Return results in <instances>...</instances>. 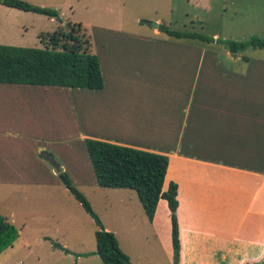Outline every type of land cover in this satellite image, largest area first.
<instances>
[{"label":"crops","instance_id":"1","mask_svg":"<svg viewBox=\"0 0 264 264\" xmlns=\"http://www.w3.org/2000/svg\"><path fill=\"white\" fill-rule=\"evenodd\" d=\"M148 35L146 42L154 45L157 31ZM151 49L138 48L137 54ZM171 49L203 54L198 62L181 64L188 69L182 78L165 77L167 94L153 92V84L149 90L138 84L143 93H127L118 85L121 79L108 86L102 65V90L0 84V191L53 187L69 192L52 163L72 182L75 176H89L98 185L88 151V158L83 151L87 139L166 155L164 189L171 182L178 185L180 239L198 241L193 242L196 260L263 263L264 60L243 62L228 51L209 52L189 43ZM207 52L225 61L218 57L207 63ZM142 62L133 65L135 74L145 66L151 70V63ZM117 65L122 70V63ZM224 190L244 206L231 208ZM167 204L159 201L152 222H162L171 234Z\"/></svg>","mask_w":264,"mask_h":264},{"label":"rangeland","instance_id":"2","mask_svg":"<svg viewBox=\"0 0 264 264\" xmlns=\"http://www.w3.org/2000/svg\"><path fill=\"white\" fill-rule=\"evenodd\" d=\"M21 1L58 11L62 24L45 15L0 4V46L43 49L40 34H53L61 25L82 24L91 38L92 52L101 60L108 86L115 79H121L118 85L132 94L144 92L138 84L147 90L149 84H153V92L167 94L163 88L165 77L168 80L182 78L188 69L181 64L198 62L203 54L200 51H177L171 47H186L189 43L197 47L204 45L209 52L225 50L216 43L206 45L200 41L170 37L159 30L160 26L182 33L218 35V38L236 42L254 36L264 39V0ZM150 23H158L159 27L154 28ZM154 31L158 33L152 36L156 41L149 45L146 42L150 37L148 34ZM112 48L120 51L109 52ZM138 48L152 49L144 55L137 54ZM209 52L206 54L207 63L218 61V57L225 61L224 56ZM243 55L249 61H263L264 49H248L235 60H240ZM117 62L122 63V70ZM136 62L151 63L152 68L145 66L140 74H135L132 67ZM239 63L243 67L244 63ZM145 80L148 81L143 84ZM83 151L87 155L86 148ZM75 177L74 184L90 201L104 228L116 235L130 264H174L176 257L179 258L178 264H211L196 260L194 252L198 246L195 247L193 242L199 243L191 238L180 239L181 251L176 255L172 232L168 233L162 222L154 224L148 219L136 191L104 189L94 184L89 176ZM10 192L0 191V214L18 229L20 237L12 249L0 255V264H103L97 255L82 256L96 251L98 227L70 192L56 191L53 187L26 189L20 194ZM228 193L224 190L222 195L231 208L244 206L243 201L236 203L237 199L229 197ZM236 219L235 215L233 220ZM233 220L228 221H232L229 227H234L236 222ZM209 225L205 224L204 228ZM58 246L72 254L60 251ZM183 250L189 253L185 255Z\"/></svg>","mask_w":264,"mask_h":264},{"label":"trees","instance_id":"3","mask_svg":"<svg viewBox=\"0 0 264 264\" xmlns=\"http://www.w3.org/2000/svg\"><path fill=\"white\" fill-rule=\"evenodd\" d=\"M0 4L24 12L45 15L62 24L60 14L56 10L37 7L21 0H0ZM159 30L176 39H189L205 44L216 43L237 56L248 49H264V39L256 36L236 42L198 33L177 32L165 26H160ZM39 39L43 49L0 46V84L88 90L104 88L99 57L92 52L91 38L83 30L82 24L61 25L53 34H40ZM241 61L248 62L249 58L243 55ZM86 147L98 186L104 189L136 191L151 222L159 201H167L171 212L173 246L176 255H179L181 240L177 216L178 185L171 182L168 188L164 189L169 157L95 139H87ZM59 176L65 188L94 219L98 227L96 251L82 256L97 255L103 264H130V259L120 248L116 235L104 228L86 196L67 173L63 172ZM19 237L18 229L0 214V255L13 248Z\"/></svg>","mask_w":264,"mask_h":264},{"label":"water","instance_id":"4","mask_svg":"<svg viewBox=\"0 0 264 264\" xmlns=\"http://www.w3.org/2000/svg\"><path fill=\"white\" fill-rule=\"evenodd\" d=\"M150 25H151L152 27H154V28H158V27H159V24H158V23H150ZM233 57H236V55H233ZM52 165H53V167H54V169H55V172H56L57 174H61V173L63 172V171H62V168L59 167V165H57V164H55V163H52ZM58 248H59L60 250H62V251L65 250V248L60 247V246H58ZM178 263H179V258L176 257L174 264H178ZM262 264H264V262H263Z\"/></svg>","mask_w":264,"mask_h":264}]
</instances>
